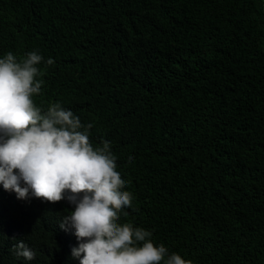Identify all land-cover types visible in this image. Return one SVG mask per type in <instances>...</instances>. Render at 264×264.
Listing matches in <instances>:
<instances>
[{"label": "trees", "instance_id": "trees-1", "mask_svg": "<svg viewBox=\"0 0 264 264\" xmlns=\"http://www.w3.org/2000/svg\"><path fill=\"white\" fill-rule=\"evenodd\" d=\"M30 51L34 103L111 142L133 196L118 223L192 264H264V0H0V58ZM72 210L0 184V264H80Z\"/></svg>", "mask_w": 264, "mask_h": 264}, {"label": "clouds", "instance_id": "clouds-1", "mask_svg": "<svg viewBox=\"0 0 264 264\" xmlns=\"http://www.w3.org/2000/svg\"><path fill=\"white\" fill-rule=\"evenodd\" d=\"M44 57L30 51L17 59L8 52L0 58V184L17 199L47 202L67 200L74 210L59 224L74 229L78 247L73 258L80 264H192L163 245H154L152 233L120 224V213L132 206L133 196L123 190L127 181L118 172L111 142L93 148L88 130L59 102L46 111L34 95L44 81L38 67ZM46 63L52 65L49 58ZM83 129V130H81ZM132 157H129V161ZM127 215V213H125ZM27 261L36 253L22 240L13 245Z\"/></svg>", "mask_w": 264, "mask_h": 264}]
</instances>
